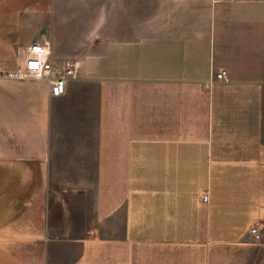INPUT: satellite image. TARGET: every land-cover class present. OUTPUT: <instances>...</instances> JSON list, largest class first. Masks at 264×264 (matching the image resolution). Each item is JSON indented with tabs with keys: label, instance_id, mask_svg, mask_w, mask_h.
Returning a JSON list of instances; mask_svg holds the SVG:
<instances>
[{
	"label": "crops",
	"instance_id": "crops-1",
	"mask_svg": "<svg viewBox=\"0 0 264 264\" xmlns=\"http://www.w3.org/2000/svg\"><path fill=\"white\" fill-rule=\"evenodd\" d=\"M59 2L0 0V72L75 65L0 76V264H264V0H116L79 42Z\"/></svg>",
	"mask_w": 264,
	"mask_h": 264
},
{
	"label": "built area",
	"instance_id": "built-area-1",
	"mask_svg": "<svg viewBox=\"0 0 264 264\" xmlns=\"http://www.w3.org/2000/svg\"><path fill=\"white\" fill-rule=\"evenodd\" d=\"M51 49L48 42H34L28 47V56L23 68L12 72H0V76L21 78L32 75L35 78H44L50 83L52 95L60 96L66 92L68 77L74 74L75 65L67 63L65 65L56 64L50 57ZM228 72L222 68L216 73L219 79L227 78ZM208 200V196H204ZM252 234L260 238L259 225L256 223L252 229Z\"/></svg>",
	"mask_w": 264,
	"mask_h": 264
},
{
	"label": "rangeland",
	"instance_id": "rangeland-1",
	"mask_svg": "<svg viewBox=\"0 0 264 264\" xmlns=\"http://www.w3.org/2000/svg\"><path fill=\"white\" fill-rule=\"evenodd\" d=\"M57 6L61 13L62 29H71L76 32L78 42L85 38L97 39L100 37L96 34L86 36L83 32L101 25V15L104 10L106 11V7H108V24L110 26L117 24L116 0H60ZM65 37L68 39L69 36L62 35V40Z\"/></svg>",
	"mask_w": 264,
	"mask_h": 264
}]
</instances>
